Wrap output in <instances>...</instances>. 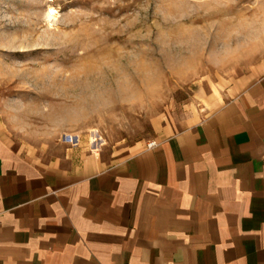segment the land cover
I'll list each match as a JSON object with an SVG mask.
<instances>
[{"label": "crops", "instance_id": "0c3cea01", "mask_svg": "<svg viewBox=\"0 0 264 264\" xmlns=\"http://www.w3.org/2000/svg\"><path fill=\"white\" fill-rule=\"evenodd\" d=\"M125 155L0 121V264H264V62Z\"/></svg>", "mask_w": 264, "mask_h": 264}, {"label": "rangeland", "instance_id": "374dc122", "mask_svg": "<svg viewBox=\"0 0 264 264\" xmlns=\"http://www.w3.org/2000/svg\"><path fill=\"white\" fill-rule=\"evenodd\" d=\"M261 62L264 0H0V121L27 147L125 155Z\"/></svg>", "mask_w": 264, "mask_h": 264}, {"label": "bare ground", "instance_id": "6f19581e", "mask_svg": "<svg viewBox=\"0 0 264 264\" xmlns=\"http://www.w3.org/2000/svg\"><path fill=\"white\" fill-rule=\"evenodd\" d=\"M54 11H55V9L51 7L50 10L48 11V15L47 16L49 18H51L52 16H54V13H55Z\"/></svg>", "mask_w": 264, "mask_h": 264}, {"label": "built area", "instance_id": "2783aa9c", "mask_svg": "<svg viewBox=\"0 0 264 264\" xmlns=\"http://www.w3.org/2000/svg\"><path fill=\"white\" fill-rule=\"evenodd\" d=\"M157 145V141L156 140H151V141H149V143H148V147H154V146H156Z\"/></svg>", "mask_w": 264, "mask_h": 264}]
</instances>
